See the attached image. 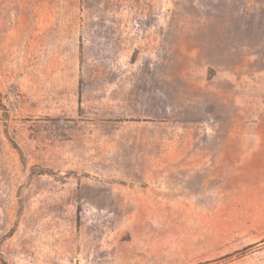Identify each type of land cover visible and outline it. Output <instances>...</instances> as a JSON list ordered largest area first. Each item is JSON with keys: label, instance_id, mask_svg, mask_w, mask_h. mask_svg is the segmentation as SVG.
<instances>
[{"label": "rangeland", "instance_id": "374dc122", "mask_svg": "<svg viewBox=\"0 0 264 264\" xmlns=\"http://www.w3.org/2000/svg\"><path fill=\"white\" fill-rule=\"evenodd\" d=\"M0 264H264V0H0Z\"/></svg>", "mask_w": 264, "mask_h": 264}]
</instances>
